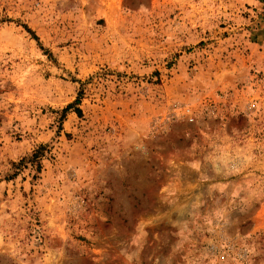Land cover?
Masks as SVG:
<instances>
[{
  "label": "rangeland",
  "instance_id": "rangeland-1",
  "mask_svg": "<svg viewBox=\"0 0 264 264\" xmlns=\"http://www.w3.org/2000/svg\"><path fill=\"white\" fill-rule=\"evenodd\" d=\"M0 264H264V0H0Z\"/></svg>",
  "mask_w": 264,
  "mask_h": 264
},
{
  "label": "built area",
  "instance_id": "built-area-1",
  "mask_svg": "<svg viewBox=\"0 0 264 264\" xmlns=\"http://www.w3.org/2000/svg\"><path fill=\"white\" fill-rule=\"evenodd\" d=\"M189 110H186V112H188Z\"/></svg>",
  "mask_w": 264,
  "mask_h": 264
},
{
  "label": "trees",
  "instance_id": "trees-1",
  "mask_svg": "<svg viewBox=\"0 0 264 264\" xmlns=\"http://www.w3.org/2000/svg\"><path fill=\"white\" fill-rule=\"evenodd\" d=\"M67 108H68V107H67ZM67 108H66V109H67Z\"/></svg>",
  "mask_w": 264,
  "mask_h": 264
}]
</instances>
